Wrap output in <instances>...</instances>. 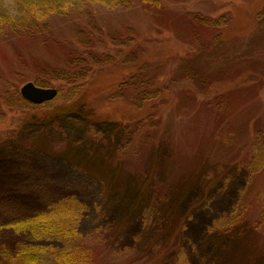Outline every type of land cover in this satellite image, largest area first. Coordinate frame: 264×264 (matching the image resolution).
<instances>
[{
  "label": "rangeland",
  "instance_id": "374dc122",
  "mask_svg": "<svg viewBox=\"0 0 264 264\" xmlns=\"http://www.w3.org/2000/svg\"><path fill=\"white\" fill-rule=\"evenodd\" d=\"M83 1L41 34L0 27V90L15 88L0 97V247L29 239L8 225L74 197L91 264H264V168L242 173L264 128V0H159L154 17ZM204 17L223 48L214 26L198 48ZM26 80L59 95L38 109ZM84 99L88 116L40 122Z\"/></svg>",
  "mask_w": 264,
  "mask_h": 264
},
{
  "label": "trees",
  "instance_id": "16d2710c",
  "mask_svg": "<svg viewBox=\"0 0 264 264\" xmlns=\"http://www.w3.org/2000/svg\"><path fill=\"white\" fill-rule=\"evenodd\" d=\"M134 1L135 0H85L83 2H89L90 4L101 2L110 8L112 6H118L119 4H123L126 7L132 5ZM141 2L144 6L150 7L148 9L150 17H154L160 12L156 11L154 7L158 5L160 6L159 0H149V2L148 0H141ZM80 7L79 0H10L8 6H4V4L0 3V27L2 26L5 28V33H8L9 31H12L13 33L23 31L28 32L29 34H41L44 33L45 28L48 26L46 21L48 17L54 15L61 17L65 16L72 12V8L75 11L80 12ZM263 12L260 13L258 21L262 30L264 28ZM261 17L262 20H260ZM199 20L200 22H196V29L198 32L193 33L198 48H200L199 42H201L200 40L198 41V38H201L202 31L205 29L207 35H209V33L211 34V31H209L211 29H208V26H214V23L216 22L214 21V23H211V19L208 20V18L205 17L199 18ZM95 23L97 22L93 23V30L90 28L88 29L89 31L87 30V35L92 36L93 32L96 31L97 25ZM75 28V32H84L81 28H78L77 25H75ZM214 29L217 37L212 45L220 44L223 48V39L217 34L215 26ZM211 35H213V33ZM212 45H210V47H212ZM88 53H90V51H88ZM219 54L221 53L219 52ZM93 60L94 59H92V61ZM93 63L96 65V63L100 64L101 62L96 60V62ZM244 73L246 72L243 71L242 73H237L236 77L230 80H235ZM68 74L69 73L66 72L61 75L64 77L70 76ZM210 76L211 75L200 76L199 80L203 81L204 84L205 81H207L205 79L210 78ZM83 78L84 77H81V79ZM36 83L42 87L48 86V83L44 80ZM13 89H15L13 86H11V88L3 86L0 90V97L4 96L7 98V90L12 93ZM40 106L43 107L44 105ZM40 106L35 105L38 109L41 108ZM79 106L81 107L82 105L78 103L76 107L75 105L70 107L66 106L60 115L50 113V115H45L44 119L40 116V122L48 120V117L51 120H56L57 118L68 114L76 115ZM82 107V112L90 111L88 108L84 106ZM252 153L253 156L247 163L248 165L242 167V173H246L249 176L252 174H258L264 167V128L257 130L252 144ZM261 195L263 196V208L260 217L264 222V188L261 191ZM74 199L75 198L73 197L72 199L60 200L59 202L53 201L45 210L37 214L29 215L24 219L18 220V222L8 225V228H11L17 234L23 233L30 240L19 241L13 249H9L5 245H2L0 247V264H91L92 253L90 247L85 246L84 244L82 245L80 242L79 244L76 243L77 235L75 234V230H77L76 224L80 218H82V212L86 209V205L83 203L82 205ZM236 213L232 212L230 215L222 217L221 221H219V225L222 227L218 228L222 229L225 233H228L227 231L231 230L230 227L237 225L240 221L238 217H241V213L238 211Z\"/></svg>",
  "mask_w": 264,
  "mask_h": 264
},
{
  "label": "water",
  "instance_id": "95a60500",
  "mask_svg": "<svg viewBox=\"0 0 264 264\" xmlns=\"http://www.w3.org/2000/svg\"><path fill=\"white\" fill-rule=\"evenodd\" d=\"M58 91L56 88H42L35 85V83H27L22 86L21 96L32 103L44 104L55 100Z\"/></svg>",
  "mask_w": 264,
  "mask_h": 264
},
{
  "label": "bare ground",
  "instance_id": "6f19581e",
  "mask_svg": "<svg viewBox=\"0 0 264 264\" xmlns=\"http://www.w3.org/2000/svg\"><path fill=\"white\" fill-rule=\"evenodd\" d=\"M27 82L26 83H24L23 85H25V84H27V83H35V81H28V80H26ZM22 85V86H23ZM35 85H37L38 87H42V86H39L37 83H35ZM42 88H56L57 89V91H58V94H57V96L59 95V88H57V87H50V86H44V87H42ZM156 88H158V85L156 86ZM21 90H22V87H21ZM21 92V91H20ZM57 96H56V98H57ZM22 99H24L26 102H29L30 104H32V105H36V103H32V102H30L29 100H27V99H25L24 97H22ZM44 103H46V102H44ZM87 103L88 102H86V100L84 99L83 101H81V105L83 104L84 105V107H86V105H87ZM40 105H44V104H40ZM39 105V106H40ZM82 105V106H83ZM78 107V109H77V111H76V115H80L81 113H82V110H83V107ZM41 107V106H40ZM86 108H88V110L90 109V107H86ZM90 112V111H89ZM92 113V112H91ZM90 113V114H91ZM87 116H88V112H87ZM85 117V116H84ZM72 154V153H71ZM264 168V167H263ZM261 172V171H260Z\"/></svg>",
  "mask_w": 264,
  "mask_h": 264
}]
</instances>
